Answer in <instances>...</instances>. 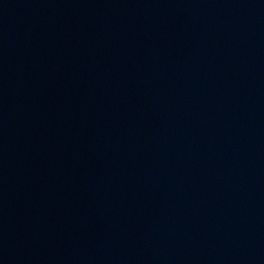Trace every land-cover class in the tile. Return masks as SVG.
<instances>
[{"label": "water", "instance_id": "1", "mask_svg": "<svg viewBox=\"0 0 264 264\" xmlns=\"http://www.w3.org/2000/svg\"><path fill=\"white\" fill-rule=\"evenodd\" d=\"M191 0H0V253Z\"/></svg>", "mask_w": 264, "mask_h": 264}]
</instances>
